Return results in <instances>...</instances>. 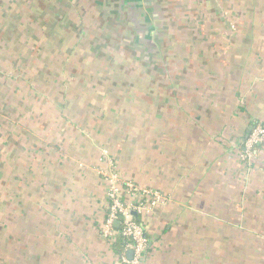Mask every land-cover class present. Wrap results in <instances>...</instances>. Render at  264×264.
Returning <instances> with one entry per match:
<instances>
[{
	"label": "crops",
	"instance_id": "obj_1",
	"mask_svg": "<svg viewBox=\"0 0 264 264\" xmlns=\"http://www.w3.org/2000/svg\"><path fill=\"white\" fill-rule=\"evenodd\" d=\"M262 120L264 0H0V264H122L112 169L143 264H264Z\"/></svg>",
	"mask_w": 264,
	"mask_h": 264
},
{
	"label": "built area",
	"instance_id": "obj_2",
	"mask_svg": "<svg viewBox=\"0 0 264 264\" xmlns=\"http://www.w3.org/2000/svg\"><path fill=\"white\" fill-rule=\"evenodd\" d=\"M264 143V120L252 126L244 145L246 155L251 156L257 145ZM107 182L108 208L106 218L102 224L103 235L110 240L118 237L125 239V248L120 253L122 264H143L144 256L149 248V239L142 224L138 222L136 214L150 213L162 203L161 195L147 188H139L132 182H124L116 172L103 174ZM124 191L132 197L139 192L138 200L127 202L124 200ZM118 222L119 227L116 228ZM132 250V258L128 257V251Z\"/></svg>",
	"mask_w": 264,
	"mask_h": 264
},
{
	"label": "rangeland",
	"instance_id": "obj_3",
	"mask_svg": "<svg viewBox=\"0 0 264 264\" xmlns=\"http://www.w3.org/2000/svg\"><path fill=\"white\" fill-rule=\"evenodd\" d=\"M125 102H127L128 104L131 103L130 101H125ZM131 115H132V114H131ZM132 116H135V114L132 115ZM110 171L115 172L113 169L110 170ZM124 194H126V191H124ZM144 215H145V213H144ZM219 231H220V232H219ZM216 232H218V233H227V232H228V226H226V225H222V224H221L220 226H216ZM217 238H218V237H217ZM227 244H228V242L225 241V240H223V237H222L221 240L216 239V246H220V247H218V248H221V249H227V248H224V247L227 246ZM218 248H217V249H218Z\"/></svg>",
	"mask_w": 264,
	"mask_h": 264
},
{
	"label": "trees",
	"instance_id": "obj_4",
	"mask_svg": "<svg viewBox=\"0 0 264 264\" xmlns=\"http://www.w3.org/2000/svg\"><path fill=\"white\" fill-rule=\"evenodd\" d=\"M119 239H121V240H119L120 242H119V251H123L124 250V248H125V239L122 237H120ZM121 246V247H120Z\"/></svg>",
	"mask_w": 264,
	"mask_h": 264
},
{
	"label": "water",
	"instance_id": "obj_5",
	"mask_svg": "<svg viewBox=\"0 0 264 264\" xmlns=\"http://www.w3.org/2000/svg\"><path fill=\"white\" fill-rule=\"evenodd\" d=\"M252 129V126L250 127V130ZM134 213V215H136V212H133ZM116 224H118V222L116 223ZM132 256H133V252H132V250H129L128 251V257L129 258H132Z\"/></svg>",
	"mask_w": 264,
	"mask_h": 264
}]
</instances>
